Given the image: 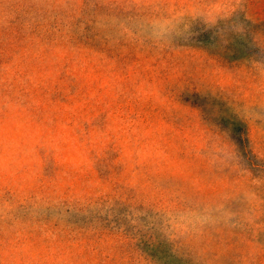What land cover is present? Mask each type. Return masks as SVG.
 <instances>
[{"label":"rangeland","instance_id":"374dc122","mask_svg":"<svg viewBox=\"0 0 264 264\" xmlns=\"http://www.w3.org/2000/svg\"><path fill=\"white\" fill-rule=\"evenodd\" d=\"M0 264H264V0H0Z\"/></svg>","mask_w":264,"mask_h":264}]
</instances>
